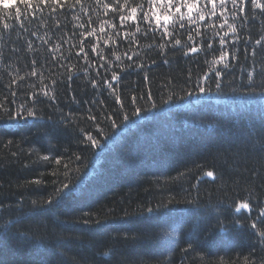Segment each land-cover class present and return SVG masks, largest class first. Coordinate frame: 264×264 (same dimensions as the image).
Instances as JSON below:
<instances>
[{
  "label": "trees",
  "instance_id": "trees-1",
  "mask_svg": "<svg viewBox=\"0 0 264 264\" xmlns=\"http://www.w3.org/2000/svg\"><path fill=\"white\" fill-rule=\"evenodd\" d=\"M7 2L9 17L0 12V264H264V41L255 43L264 16L227 14L239 39L225 37L229 68L211 71L221 45L209 24L219 30V15L177 25L182 44L187 33L212 44L184 55L170 42L159 49L168 38L156 32L132 36L133 22L105 9L110 0H68L35 19L15 17L21 0ZM126 51L139 55L128 60ZM241 202L251 210L236 212Z\"/></svg>",
  "mask_w": 264,
  "mask_h": 264
},
{
  "label": "snow or ice",
  "instance_id": "snow-or-ice-1",
  "mask_svg": "<svg viewBox=\"0 0 264 264\" xmlns=\"http://www.w3.org/2000/svg\"><path fill=\"white\" fill-rule=\"evenodd\" d=\"M21 2L24 4L23 11L16 7L12 11L15 13V17L23 16L25 13H27L32 19H35V14L37 12H42L44 8L50 7L52 12H56L59 9L64 8L68 5V0H21ZM75 3H80V0H75ZM104 7L106 10H111L114 14L118 16V19L120 22H126V21H132L135 25V30L131 34L132 36L135 35V33H142L143 36H149L150 33L156 32L159 34L160 39H164L165 37L168 38V41L166 43L159 44L158 47L161 50H164L167 46V43L170 42L173 47L180 46L181 50L183 51L184 55H188L189 52L191 53H197L202 50L211 49L212 44L211 43H204L202 41H197L194 38V35L192 33H187V40L184 44H182V39L175 35L177 32V25L179 28H184L185 25L183 23H180L181 21L187 20L189 24H199L202 21H205L206 17H217L219 15L223 18L222 22L219 23V30H224L225 26H227V29L223 31V35H220V31L217 30V24L216 23H210L209 28L215 30V36H219L218 43L221 45V49L219 50V58L213 59L210 64V70L215 71V65L223 64L224 69L229 68V63L227 62L229 59V53L226 49L227 47V41L225 40V37H229L230 34L234 37L232 40V43L235 44V42L239 39L238 35V29L237 24L235 22L230 23L229 22V15L230 13L231 18L233 21H236L239 19L240 21H243L244 19H255L258 15L264 16V0H110V3H105ZM185 9V12H182L181 9ZM9 9V4L7 0H0V12L3 13V16L5 18L9 17V12L6 11ZM123 9V11H121ZM259 10V14L256 12V10ZM138 14H139V20H138ZM195 14V17H194ZM175 21V22H174ZM140 22H146L148 25V28L146 30H142L139 26ZM262 25H264V19L261 20ZM172 24L173 27L170 30L169 25ZM23 27V24L20 25ZM10 26L8 23L3 24L4 29H8ZM79 27H85V25L81 24ZM113 28H115V25H112ZM96 29H91L88 32V35L95 36ZM100 32H104V25L101 24L99 28ZM80 35H84L83 33H80ZM117 36L120 35L119 32L116 33ZM125 38L129 37V33H125ZM195 36L199 37L202 36L199 27L195 29ZM156 36H151V39H155ZM213 39L215 37H212ZM109 40H112L113 43H115V39L112 37H109ZM264 41V34L261 35L260 39H257L255 43L257 45H260L261 42ZM106 43L108 41H105ZM44 43H48V41H44ZM81 45H83V41H79ZM131 43H136L135 40L130 41ZM137 46H140L139 44ZM144 47L151 48L152 44H144ZM75 47V45H74ZM89 47H92L91 44H89ZM61 45L56 44L53 46V53L60 52ZM186 49V50H185ZM93 51H95V48H92ZM81 51H83V47H81ZM112 53H110L111 55ZM124 57H126L128 60L133 59V55H139L138 53H133V55H129V53L126 51L122 54ZM253 55H255V50L253 49ZM85 56H87V53H85ZM53 59H55V55H53ZM116 61H121V56L116 55L115 57ZM208 63V61H205ZM35 63V61H33ZM90 63V62H89ZM140 68H143L144 65L141 63L138 65ZM101 67H104V65H101ZM31 76H36L37 71L36 69H33L30 73ZM97 75H100L99 72ZM217 76H221L222 73L217 71ZM252 75L254 73H249V79H251ZM261 77H264V69L261 70L260 73ZM24 77H20V80H23ZM70 79V77H69ZM120 77L113 73L111 80L117 81ZM144 80H148V76L145 75L143 77ZM208 76H203V80L207 81ZM15 83V81H13ZM55 85V81H53V86ZM92 86L95 88L97 85L96 83H93ZM47 85L44 86L42 89L43 95L48 96L49 92L46 90ZM107 87L109 89L113 88V84L111 82H107ZM197 87H200L199 84ZM220 85L217 83V88H219ZM205 89L203 87H200V92H204ZM12 95L15 96L16 93L13 91ZM35 95V94H34ZM149 96H151V92L148 93ZM191 95V93H189ZM50 99L55 100V96H51ZM116 102L121 104V107H123V102L121 101V98L119 95L115 97ZM73 100H75V97H73ZM137 100L136 96L131 97V102L135 103ZM3 105L0 104V107ZM21 107L26 108L27 115L29 117L34 116L35 113L32 110V108H28L27 104H22ZM138 112L139 109H136ZM127 118V117H125ZM89 119H96L94 116H90ZM114 123V121H113ZM88 141L93 145H97L98 141L95 140L91 135L88 136ZM261 147L264 148V143L261 144ZM44 160H48V157H43ZM57 163H60L57 161ZM208 177H213L215 179L214 173L212 171H208L205 173ZM41 181L37 180L34 181V183L39 184ZM65 187H67L65 185ZM33 203H36L33 201ZM48 204L51 205L52 201L49 200ZM242 209L251 210L250 205L248 203L241 202L238 207H236L235 211L240 212ZM153 209L149 208L148 212H152ZM260 216H264V210L260 211ZM257 225L255 223L252 224V228H256ZM261 236H264V231L260 233ZM107 255V253H105Z\"/></svg>",
  "mask_w": 264,
  "mask_h": 264
}]
</instances>
